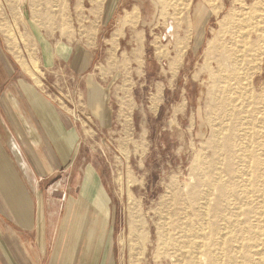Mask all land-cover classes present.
Instances as JSON below:
<instances>
[{"label": "rangeland", "instance_id": "374dc122", "mask_svg": "<svg viewBox=\"0 0 264 264\" xmlns=\"http://www.w3.org/2000/svg\"><path fill=\"white\" fill-rule=\"evenodd\" d=\"M162 1L165 8L144 1L146 23L136 8L132 14L147 51L128 124L95 126L77 103L80 81L77 89L57 81L52 98L80 127L82 142L73 164L41 183L50 208L48 260L68 204L78 212L87 199L104 221L96 255H89L95 264H264V0ZM73 5L0 0L16 28H41L45 39L50 29L70 27L79 42L87 22L75 15L89 7L87 0L78 11ZM126 6L111 2L98 43ZM58 75H66L63 66ZM8 158L1 167L12 170ZM85 239L73 246L75 264Z\"/></svg>", "mask_w": 264, "mask_h": 264}, {"label": "crops", "instance_id": "0c3cea01", "mask_svg": "<svg viewBox=\"0 0 264 264\" xmlns=\"http://www.w3.org/2000/svg\"><path fill=\"white\" fill-rule=\"evenodd\" d=\"M68 1L78 11L84 0ZM112 1L87 0L88 13L75 15L77 23L87 22L79 30V42L77 31L70 27L50 29L42 39L41 28L25 29L21 24L16 28L15 14L10 18L0 10V160L9 156L14 162L12 170L0 163V264H75L73 246L77 248L84 237L79 264H95L96 258L89 260V255H96L93 250L102 239L101 210L99 215L89 211L91 201L87 199L84 203L80 199L84 209L79 207L78 212L72 211L78 206L70 209L68 204L67 218L48 260L46 239L51 230L47 233L45 228L51 222L50 215L46 217L50 208L40 187L73 164L82 142L80 127L65 115L68 113L62 111L57 98H52L58 80L70 82L65 89L76 88L74 82L80 81L77 103L95 126L110 130L132 119L130 91L135 79H144L147 51L132 14L136 8L139 20L146 23L145 0H122L127 5L122 18L113 22L108 35L98 43L102 27L109 23L106 18ZM104 64L110 67L101 71ZM62 66L66 75H58ZM66 98L75 100L72 94ZM72 217L73 229L69 226Z\"/></svg>", "mask_w": 264, "mask_h": 264}, {"label": "bare ground", "instance_id": "6f19581e", "mask_svg": "<svg viewBox=\"0 0 264 264\" xmlns=\"http://www.w3.org/2000/svg\"><path fill=\"white\" fill-rule=\"evenodd\" d=\"M161 2H162V6L164 5V3H163V1L162 0H160ZM211 7H212V11H213V13L214 14H217V11H218V8L216 7V6H214V3L212 2L211 3ZM163 8H165V6H163ZM185 8V7H184ZM186 9V8H185ZM164 16V15H163ZM264 20V19H263ZM226 22H227V20H226ZM246 33V32H245ZM210 51H206L205 52V57L207 58L208 57V55L210 54L209 53ZM22 67V66H21ZM30 67V66H29ZM33 67V66H32ZM34 78V77H33Z\"/></svg>", "mask_w": 264, "mask_h": 264}, {"label": "built area", "instance_id": "2783aa9c", "mask_svg": "<svg viewBox=\"0 0 264 264\" xmlns=\"http://www.w3.org/2000/svg\"><path fill=\"white\" fill-rule=\"evenodd\" d=\"M72 118H73V120H76V118H75V116H74V115H72Z\"/></svg>", "mask_w": 264, "mask_h": 264}]
</instances>
